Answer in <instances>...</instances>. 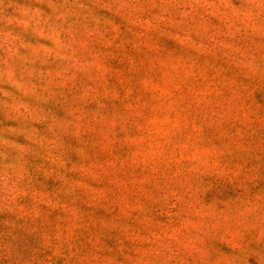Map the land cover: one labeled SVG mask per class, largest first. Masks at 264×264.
<instances>
[{
	"label": "rangeland",
	"instance_id": "rangeland-1",
	"mask_svg": "<svg viewBox=\"0 0 264 264\" xmlns=\"http://www.w3.org/2000/svg\"><path fill=\"white\" fill-rule=\"evenodd\" d=\"M0 264H264V0H0Z\"/></svg>",
	"mask_w": 264,
	"mask_h": 264
}]
</instances>
